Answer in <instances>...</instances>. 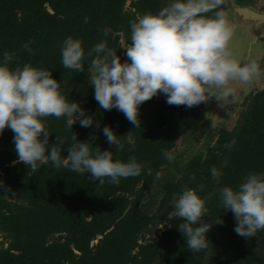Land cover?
Masks as SVG:
<instances>
[{"label":"trees","instance_id":"1","mask_svg":"<svg viewBox=\"0 0 264 264\" xmlns=\"http://www.w3.org/2000/svg\"><path fill=\"white\" fill-rule=\"evenodd\" d=\"M169 2L0 0V63L7 52L12 69L28 64L50 70L62 94L94 118L93 126L77 121L72 129L64 118H46L49 145L61 137L66 158L73 143L88 142L90 148L113 151L114 159L135 157L145 166L137 177L122 178L118 185L106 179L103 186L90 173L51 163L33 173L19 162L14 133L6 128L0 134V264H264V230L252 238L239 236L233 213L224 211L219 199L223 187L236 189L247 174H264V87L245 96L232 129L219 128L187 159L169 161L164 153L172 154L182 136L197 137L207 129L204 103L188 108L167 104L166 96L150 99L139 106L141 124L135 128L122 112L105 111L94 99L87 72L94 57L85 61L84 72L62 66L61 47L68 37L81 40L86 54L107 41L126 62L122 47L131 42L130 21L155 14ZM256 3L225 0L223 9ZM29 42L31 53L22 47ZM260 65L264 68V56ZM104 126L119 136L121 151L107 142ZM213 167L221 172L218 180L211 175ZM156 172L161 179H155ZM184 186L206 200L204 220L213 224L206 233L208 247L199 253L188 249L178 230L183 221L173 216V201ZM219 218L223 223L215 224Z\"/></svg>","mask_w":264,"mask_h":264},{"label":"clouds","instance_id":"2","mask_svg":"<svg viewBox=\"0 0 264 264\" xmlns=\"http://www.w3.org/2000/svg\"><path fill=\"white\" fill-rule=\"evenodd\" d=\"M224 5L225 0H170L157 13L138 16L130 21L131 42L122 47L128 58L123 63L107 41L97 43L86 54L81 40L68 37L61 47L62 66L84 72L85 61L94 57L87 64L94 99L105 111L122 112L135 128L141 124L139 106L161 93L167 97V104L188 108L212 98L221 106L235 103L232 83L258 80L264 76V68L250 57L243 63L233 57L230 45L236 26L229 20ZM107 35L105 30L104 36ZM30 43L22 47L31 53ZM12 60L13 56L5 52L0 63V134L6 128L12 130L19 162L33 173L48 163L77 174L90 173L89 177L99 186L106 179L118 185L122 178L141 175L145 166L135 157L127 162L114 159L113 151L90 148L88 142H79L75 134L72 139L78 142L67 148L66 158L62 157L61 145L65 141L57 136V142L49 145L51 134L46 118H64L70 129L77 121L82 127H91L94 118L86 115L78 102H70L62 94L61 82L52 77L50 70L28 64L12 69ZM96 127L100 124L96 123ZM102 131L116 152L124 148L109 126ZM164 155L169 161L173 159L170 152ZM161 175L156 172L155 179H161ZM211 175L218 180L221 172L213 167ZM203 187L200 185L201 190ZM219 199L223 210L233 213L237 222L234 231L239 236L252 238L264 230V174H247L236 189L223 187ZM173 207V216L183 221L178 230L188 249L193 253L205 250L206 233L213 226L204 220L208 214L206 200L184 186ZM221 223L220 218L215 221Z\"/></svg>","mask_w":264,"mask_h":264},{"label":"rangeland","instance_id":"3","mask_svg":"<svg viewBox=\"0 0 264 264\" xmlns=\"http://www.w3.org/2000/svg\"><path fill=\"white\" fill-rule=\"evenodd\" d=\"M256 13L264 14V0H257L255 6L250 7ZM229 20L236 26L235 34L231 42L233 57L241 63L246 62L249 57L260 64L264 56V19L252 17L249 14L240 15L236 6H229L225 10ZM232 87L236 90V102L221 106L215 98L205 104L207 129L197 137L184 135L172 151L174 158L187 159L200 149L206 139L221 127L232 129L237 123L239 113L242 109V102L245 96L257 89L264 87V76L249 84L233 82ZM158 94L152 99L164 97ZM162 228H165L162 225Z\"/></svg>","mask_w":264,"mask_h":264},{"label":"water","instance_id":"4","mask_svg":"<svg viewBox=\"0 0 264 264\" xmlns=\"http://www.w3.org/2000/svg\"><path fill=\"white\" fill-rule=\"evenodd\" d=\"M237 11L239 12L240 15H246L249 14L252 17H256V18H260V19H264V14H259L256 13L253 9H251L250 7H236Z\"/></svg>","mask_w":264,"mask_h":264}]
</instances>
